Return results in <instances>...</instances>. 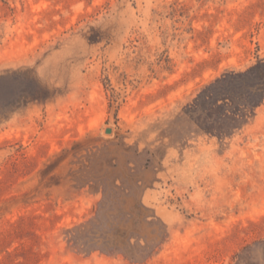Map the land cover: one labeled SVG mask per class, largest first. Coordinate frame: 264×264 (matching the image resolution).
I'll list each match as a JSON object with an SVG mask.
<instances>
[{
	"label": "rangeland",
	"instance_id": "rangeland-1",
	"mask_svg": "<svg viewBox=\"0 0 264 264\" xmlns=\"http://www.w3.org/2000/svg\"><path fill=\"white\" fill-rule=\"evenodd\" d=\"M263 60L264 0H0V264H264Z\"/></svg>",
	"mask_w": 264,
	"mask_h": 264
},
{
	"label": "trees",
	"instance_id": "trees-1",
	"mask_svg": "<svg viewBox=\"0 0 264 264\" xmlns=\"http://www.w3.org/2000/svg\"><path fill=\"white\" fill-rule=\"evenodd\" d=\"M259 65L261 67L264 66V60L261 61ZM9 100L11 101H5L0 99L1 113L5 114L8 110H12L11 108L13 104L17 102L16 100ZM103 194L104 197L103 201L101 202L98 208V215H100L101 211H107L109 203L114 200L113 195L107 192V190H104ZM142 207V204L137 205V207H135L134 210L131 211V215H134L136 209L138 210ZM97 226H99V224L91 222L85 225L75 227L74 229L69 231V242L85 253H93L96 251H101L104 253H121L124 256L130 258L131 260H135L136 255H134V253H132L131 255L127 253V250H129V248L133 246L131 244L132 237L129 235L130 231L127 227L111 225L109 226V232H111L112 235H109V233L99 234ZM103 236L105 237V239L102 240Z\"/></svg>",
	"mask_w": 264,
	"mask_h": 264
},
{
	"label": "water",
	"instance_id": "water-1",
	"mask_svg": "<svg viewBox=\"0 0 264 264\" xmlns=\"http://www.w3.org/2000/svg\"><path fill=\"white\" fill-rule=\"evenodd\" d=\"M112 131H113L112 128H108V129H106V133H107V134L112 133Z\"/></svg>",
	"mask_w": 264,
	"mask_h": 264
}]
</instances>
